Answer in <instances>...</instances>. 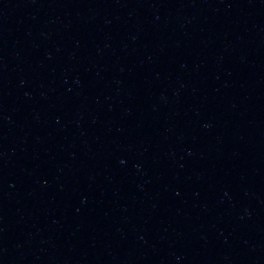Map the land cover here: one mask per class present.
<instances>
[{"label":"water","instance_id":"water-1","mask_svg":"<svg viewBox=\"0 0 264 264\" xmlns=\"http://www.w3.org/2000/svg\"><path fill=\"white\" fill-rule=\"evenodd\" d=\"M0 264H264V0H0Z\"/></svg>","mask_w":264,"mask_h":264}]
</instances>
